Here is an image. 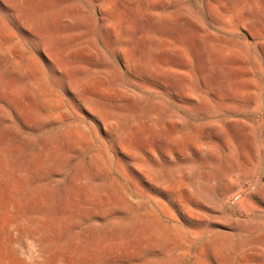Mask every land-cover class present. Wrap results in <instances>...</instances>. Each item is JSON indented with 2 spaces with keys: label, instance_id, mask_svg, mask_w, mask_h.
Listing matches in <instances>:
<instances>
[{
  "label": "rangeland",
  "instance_id": "obj_1",
  "mask_svg": "<svg viewBox=\"0 0 264 264\" xmlns=\"http://www.w3.org/2000/svg\"><path fill=\"white\" fill-rule=\"evenodd\" d=\"M0 264H264V0H0Z\"/></svg>",
  "mask_w": 264,
  "mask_h": 264
}]
</instances>
